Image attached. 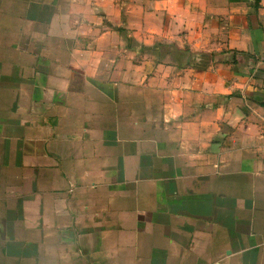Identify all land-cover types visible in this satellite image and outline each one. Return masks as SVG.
Here are the masks:
<instances>
[{
    "label": "crops",
    "instance_id": "obj_1",
    "mask_svg": "<svg viewBox=\"0 0 264 264\" xmlns=\"http://www.w3.org/2000/svg\"><path fill=\"white\" fill-rule=\"evenodd\" d=\"M0 264H264V0H0Z\"/></svg>",
    "mask_w": 264,
    "mask_h": 264
}]
</instances>
